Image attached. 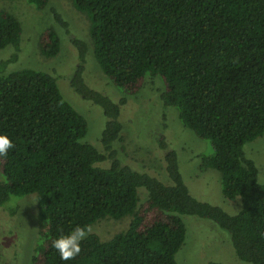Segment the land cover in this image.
<instances>
[{
    "label": "trees",
    "instance_id": "1",
    "mask_svg": "<svg viewBox=\"0 0 264 264\" xmlns=\"http://www.w3.org/2000/svg\"><path fill=\"white\" fill-rule=\"evenodd\" d=\"M25 1L44 10L51 0ZM72 2L90 19L93 51L104 73L129 94L141 91L147 78H161L162 102L213 147L202 167L218 170L224 196L240 197L242 207L230 214L193 196L175 150L165 156L163 180L120 162L114 143L123 139L125 100L116 102L86 83L89 45L75 38L79 64L72 86L104 111L103 150L84 141L89 122L50 72L22 68L0 74V134L15 145L0 158V206L12 196L37 194L39 238L32 264H179L187 214L226 229L242 261L264 264V183L246 151L249 142L264 137V0ZM53 17L68 26L57 9ZM23 31L15 14L0 9V49H15L0 67L17 59ZM39 46L48 58L60 54L55 27L41 33ZM127 216L132 219L126 230L109 240L92 232L73 260L62 261L52 247L77 225Z\"/></svg>",
    "mask_w": 264,
    "mask_h": 264
},
{
    "label": "rangeland",
    "instance_id": "2",
    "mask_svg": "<svg viewBox=\"0 0 264 264\" xmlns=\"http://www.w3.org/2000/svg\"><path fill=\"white\" fill-rule=\"evenodd\" d=\"M0 9L15 14L24 29L17 59L6 67H0V74L22 68L50 72L57 78L64 97L89 122L84 141L103 150L100 137L106 123L104 111L101 106L78 94L72 86V78L79 64L73 39L85 40L89 45L84 72L86 83L116 102L125 100L120 115L124 126L123 139L114 143L120 162L157 177L160 175L159 178L163 180L167 179L165 156L175 150L180 171L193 196L218 205L230 214L240 211V197L229 200L224 196L221 173L214 168L202 167L203 156L213 153L210 142L187 128L176 108L162 102L161 78H147L144 87L136 94L120 90L104 73L95 57L89 17L78 11L72 0H51L44 10H37L25 0H0ZM53 9L61 12L68 21L67 27L55 22ZM48 27H55L62 40L60 54L51 58L44 56L39 46L40 35ZM14 52L12 46L0 49V62L10 58ZM246 151L260 168V182L264 183V137L249 142ZM140 195L142 200L146 199L144 188H140ZM38 212L37 194L12 196L4 206H0V264H32L39 238ZM182 218L187 226V238L176 256L179 264H250L237 256L230 233L215 221L188 214L182 215ZM131 219V216L122 219L106 217L91 227L101 239L109 240L116 233L126 230Z\"/></svg>",
    "mask_w": 264,
    "mask_h": 264
},
{
    "label": "clouds",
    "instance_id": "3",
    "mask_svg": "<svg viewBox=\"0 0 264 264\" xmlns=\"http://www.w3.org/2000/svg\"><path fill=\"white\" fill-rule=\"evenodd\" d=\"M14 147L15 145L8 135L0 134V158H6L9 150ZM92 232L93 229L91 226L77 225L69 233L54 239L52 247L59 253L62 261L73 260L82 251L81 242L92 234Z\"/></svg>",
    "mask_w": 264,
    "mask_h": 264
}]
</instances>
